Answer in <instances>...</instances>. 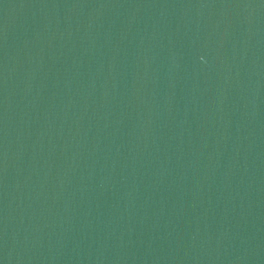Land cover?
Here are the masks:
<instances>
[{
	"label": "water",
	"instance_id": "95a60500",
	"mask_svg": "<svg viewBox=\"0 0 264 264\" xmlns=\"http://www.w3.org/2000/svg\"><path fill=\"white\" fill-rule=\"evenodd\" d=\"M0 264H264V0H0Z\"/></svg>",
	"mask_w": 264,
	"mask_h": 264
}]
</instances>
